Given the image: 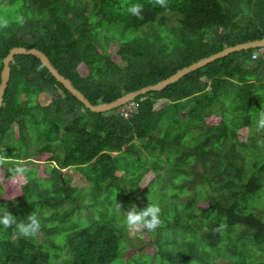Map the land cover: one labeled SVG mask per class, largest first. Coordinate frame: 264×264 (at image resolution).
<instances>
[{"label":"trees","instance_id":"obj_1","mask_svg":"<svg viewBox=\"0 0 264 264\" xmlns=\"http://www.w3.org/2000/svg\"><path fill=\"white\" fill-rule=\"evenodd\" d=\"M134 5L142 18L129 11ZM0 21H7L0 72L10 49L35 48L98 105L263 39L264 0H166L165 7L155 0H0ZM255 52L217 59L100 114L37 58L15 56L0 147L10 133L24 149L6 155L5 177L43 154L56 165L46 175L27 171L15 199L4 198L0 186V216L7 210L28 223L35 214L41 224L32 236L0 224V264H264V56L253 59ZM43 93L52 94L46 106L36 101ZM250 125L255 133L241 140L239 131ZM243 149L253 152L249 175ZM148 204L159 205L161 226L145 229L152 243L123 258L131 241L141 240L129 239L119 221L131 205ZM84 209L96 210L85 224Z\"/></svg>","mask_w":264,"mask_h":264},{"label":"water","instance_id":"obj_2","mask_svg":"<svg viewBox=\"0 0 264 264\" xmlns=\"http://www.w3.org/2000/svg\"><path fill=\"white\" fill-rule=\"evenodd\" d=\"M259 47H264V38L260 40H254L250 42L240 43L234 46L226 47L223 50L212 54L208 57L202 58L195 63L190 64L189 66L183 67L180 70H177L174 74L170 75L169 77L159 81L158 83L143 87L139 90H135L133 92H129L122 97L106 103V104H98L92 105L84 95L78 91L71 83V81L61 74L54 68V66L50 63L47 56L42 53L41 51L35 48H24V47H14L9 50L8 54L2 59V70L0 72V109L3 103V96L5 94V90L8 86V82L10 79V66L9 63L15 56L19 55H30L39 60V62L47 69L48 73L61 84L64 89H66L70 95H72L77 101H79L86 109H88L92 113L100 114L105 112H110L114 109H117L126 103L133 101L135 98L142 96L148 92H159L165 87L177 82L182 77L186 76L187 74L206 66L217 59L224 58L232 53L240 52V51H247L251 49H257Z\"/></svg>","mask_w":264,"mask_h":264},{"label":"rangeland","instance_id":"obj_3","mask_svg":"<svg viewBox=\"0 0 264 264\" xmlns=\"http://www.w3.org/2000/svg\"><path fill=\"white\" fill-rule=\"evenodd\" d=\"M110 51V50H109ZM50 92V91H49ZM52 93H55V90H52ZM51 95L49 93H43L41 95H39L36 99V101L42 105V106H46L50 100H51ZM216 112V109L215 111ZM28 134V137L30 139H32L33 141H35V138L37 136V131L32 129H29L28 132H26ZM255 133V127L253 125H250L244 129H242L241 131H239L238 135L239 138L241 140L244 139H248L250 138L253 134ZM0 149H4V153L5 155H17L20 154L24 147L22 145V142L19 140V138L17 136H12L10 133L7 135L5 141L2 143V146L0 147ZM244 153V157L246 159L247 162V175H249L251 173V164H252V159H253V152L251 150H247V149H243L242 150ZM48 154H43L40 156V161H38L39 163H33V162H29V163H20L21 167H25L27 168V171H36L39 174L42 173L44 175H46L47 173H50V170L56 165L55 162H46L45 159L48 158ZM26 157H30L33 161V158H35L34 156H30V155H22V158H26ZM42 162L46 165L42 166L40 164H42ZM10 164H6L4 167L0 166V186L4 195V198L7 199H15L17 197V192L20 189V187L22 186L23 183H25V177H21L19 175H15L13 178H6L5 177V168H11ZM32 169V170H31ZM73 172L76 173V170L73 169ZM42 174L40 176H42ZM152 174L150 173V171H147L145 173V177L142 180L140 186L142 188H144L146 186L147 183H149L150 178H151ZM134 190V188H133ZM197 200H200V196L197 198ZM86 209V208H85ZM83 212V216H86L85 218H80V223H87V219H92L95 217V211L94 209H90V210H85ZM119 223L121 224V226L123 228H125L126 230H128L129 228L126 226L125 224V216L122 215ZM130 236H128L129 239H135L136 236H138L140 238L141 241L138 240H132L131 243L134 244L135 246L133 247H129L123 254L122 257L123 258H127V257H131L134 256L136 254H138V252L140 251L139 247L143 246L144 244L147 243H152V238L148 235V233H146V230H140V231H132L130 229ZM58 241H62L61 237H57ZM151 250L153 252V248H147L146 250ZM219 263V262H216Z\"/></svg>","mask_w":264,"mask_h":264},{"label":"clouds","instance_id":"obj_4","mask_svg":"<svg viewBox=\"0 0 264 264\" xmlns=\"http://www.w3.org/2000/svg\"><path fill=\"white\" fill-rule=\"evenodd\" d=\"M156 4L162 7L166 6V0H155ZM143 8L141 5H134L130 7L129 11L132 15L142 18L140 13ZM0 26H7V21H0ZM260 127L264 128V114L261 115ZM9 157L5 155L4 149H0V166L6 164ZM27 172L25 167H17L15 173L21 177ZM117 210H121V206L117 204ZM161 209L158 204H148L146 207L138 210L135 205H131L126 211L125 224L132 231H140L147 229L154 231L157 227L161 226L160 220ZM0 224L5 228L11 227L13 224L16 225L17 230L24 236H32L37 234L41 229L39 219L35 214L28 216V223L17 222L15 216L9 213L7 210L4 211L3 215L0 216Z\"/></svg>","mask_w":264,"mask_h":264},{"label":"built area","instance_id":"obj_5","mask_svg":"<svg viewBox=\"0 0 264 264\" xmlns=\"http://www.w3.org/2000/svg\"><path fill=\"white\" fill-rule=\"evenodd\" d=\"M259 56H264V47H259L256 49V52L252 55L253 59H256ZM132 106H134L133 103L128 104L127 106H125L122 111L127 110L128 112L132 109Z\"/></svg>","mask_w":264,"mask_h":264}]
</instances>
